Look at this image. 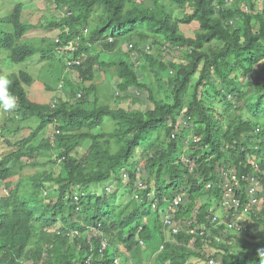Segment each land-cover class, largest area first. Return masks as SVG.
<instances>
[{
	"label": "trees",
	"instance_id": "16d2710c",
	"mask_svg": "<svg viewBox=\"0 0 264 264\" xmlns=\"http://www.w3.org/2000/svg\"><path fill=\"white\" fill-rule=\"evenodd\" d=\"M5 1L0 77L10 81L16 107L5 111L0 100V143L15 146L0 151L8 191L0 194V264H264L257 254L263 194L246 221L221 208L235 182L246 208L250 176L261 177L255 165L264 170V0H48L60 14L48 25L59 31L53 40L28 39L40 25L25 20L22 1L10 11ZM192 24L198 28L187 35L182 26ZM77 39L76 52L64 49ZM37 53L61 55L66 74L77 73L55 107L33 102L27 88L34 78L15 71ZM110 67L119 104L100 105L95 84L85 85ZM143 93L147 109L139 106ZM31 122L36 127L22 137V124ZM44 154L58 173L21 175ZM108 182L104 193L96 190ZM120 190L126 201L118 200ZM178 195L186 201L174 208ZM169 214L177 234L165 226ZM213 217L235 228L213 226Z\"/></svg>",
	"mask_w": 264,
	"mask_h": 264
},
{
	"label": "rangeland",
	"instance_id": "374dc122",
	"mask_svg": "<svg viewBox=\"0 0 264 264\" xmlns=\"http://www.w3.org/2000/svg\"><path fill=\"white\" fill-rule=\"evenodd\" d=\"M17 1L18 0H6L5 6L10 11L16 5ZM20 1H22L26 6L25 13H24L25 20H28L32 24L40 25V28L32 31L27 36V38L30 40H40L44 38H47L49 40L55 39L59 31L48 29V25L60 17L59 12H57L54 5L48 0H20ZM138 1L144 2L145 0H138ZM197 28L198 27L195 24H192L191 26H187V25L182 26V30L187 35H193V33L195 32ZM125 51L128 52L126 47H125ZM172 56H174V54ZM101 57H102L101 58L102 60L108 62L109 61L108 58L112 57V55L110 56V54H103ZM101 70L102 71H100L99 73L98 72L96 73L95 79L92 82L87 83L85 87L89 88L92 84H95L98 90L99 102H100L99 104L100 105L109 104L111 106H114L116 105V103H118L116 101V98L114 97V94H115L114 88L116 87H114V81H113V78L115 77V73H116V67L103 68ZM15 71H26L32 75V77L34 78V82L30 87L27 88V91H28L29 98L33 102H36L39 104H51L52 101L59 96L66 97V93L71 92V89L75 87L76 85L75 83H72L70 80L72 79L75 82L78 79L76 72L70 73L71 76L70 74H66L65 57H62L61 55H58L56 53L52 55L49 54L48 59L46 60L43 59V56L41 53H37L36 55L27 59L26 62L16 65ZM63 77H66L64 89L61 92H59L58 86ZM93 100H94V92L92 93L90 92L89 101L92 102ZM138 100L140 101L139 106L144 109L149 108L151 105L150 101L148 100L147 93H143L141 96V99L139 98ZM134 102H133V106L135 107ZM90 105L91 103L88 104L89 107ZM123 107H125V103ZM3 115H4V112L1 115L2 122H3V117H4ZM107 121L109 122V119H107ZM22 127L26 129L25 131L22 132L23 134L22 137L24 136L26 137L29 134L28 130H30L28 128L29 127L35 128L36 123L31 122V124H26V125L22 124ZM48 132H54V130L48 131ZM20 138H21V135H16L11 141L15 145L18 139ZM146 144L147 142L145 141L143 145H141L136 150L134 157L130 160L128 165L133 164L135 161H137V159L140 158V156L143 154V149H144L143 146H145ZM14 148L15 146L13 145L12 147H10L6 143H3V142L0 143V151L2 152L1 154L9 153L12 150H14ZM79 151L82 157L85 156L88 152L87 144L81 147ZM49 158H50L49 154H44V156L40 159V161L42 162L40 165H38L36 168L35 167L27 168L26 170L22 172L21 175L22 176H32L36 172H50L53 170L56 173H58L60 168L56 167V164L53 161H51ZM223 174L224 173H222L220 177L223 176ZM22 176L15 177L12 182H14V184H17L19 180H21ZM109 185H110L109 182L106 184L98 185L96 186V190L100 193H104L105 188ZM6 188H7L6 183L3 181L2 182L0 181V194L7 192ZM260 188L262 189V194H264V184H262ZM112 195H113V192H112ZM117 197L120 198L118 199L120 202L121 200L123 201L127 200L126 199L127 197L124 194V190H120L117 193ZM225 216H227V213ZM239 220L246 221L245 216H240Z\"/></svg>",
	"mask_w": 264,
	"mask_h": 264
},
{
	"label": "built area",
	"instance_id": "2783aa9c",
	"mask_svg": "<svg viewBox=\"0 0 264 264\" xmlns=\"http://www.w3.org/2000/svg\"><path fill=\"white\" fill-rule=\"evenodd\" d=\"M89 33V30H85L84 31V35H87ZM60 39H57V42H60ZM80 47V39H77L76 41H72L70 42L68 45L64 46V49L70 52H76ZM80 62H78L77 60H68V65L74 66V65H79ZM59 89H62V85H60ZM81 96V95H80ZM58 100H54L53 102V107L56 106ZM255 171L261 176V177H251L250 176V187L247 190V193L249 194L251 201L247 204L246 208L242 209L243 203L240 199V197L237 196L236 193V189H238L240 187V183L239 182H235L234 184H229L227 186V191L224 194V201L222 204V209L224 210V213H227V217H229L231 211H233V216H237V214H239L240 216L246 215L250 212V210L253 207H258L259 205H262L263 203V198L262 200L259 199L258 194L262 193V189L260 188V186L262 185V180L261 178H264V170H261L259 164L255 165ZM223 177H226L228 179V174L224 173ZM125 178H127V175H125ZM213 186L212 184H208L207 185V189H211ZM264 196V194L262 195ZM185 196L184 195H178L177 197L174 198V201L172 202V206L175 207H180L182 205L185 204ZM155 207V206H154ZM174 216L172 214H169L166 218V222H165V226L167 227V230H172L173 234H177L179 232V229L176 227V223L174 222ZM225 223V225H227L229 228H235L234 223H229V221L225 220L222 221L219 217L215 218L213 217V219L211 220V224L213 226H218L219 224ZM188 226H191L190 222L189 224H187ZM238 232H244V230H242V227H239L237 229ZM192 233H194V230H191ZM202 235L205 234V232L201 233ZM221 239V238H218ZM143 244V242H141ZM91 259L88 260L87 263H89ZM114 264H122L121 261L119 259H117ZM210 264H216V261L213 259L210 261Z\"/></svg>",
	"mask_w": 264,
	"mask_h": 264
},
{
	"label": "clouds",
	"instance_id": "9594fccd",
	"mask_svg": "<svg viewBox=\"0 0 264 264\" xmlns=\"http://www.w3.org/2000/svg\"><path fill=\"white\" fill-rule=\"evenodd\" d=\"M10 84V81L5 77H0V100H2L3 109L5 111L12 110L16 107V100L14 96H11L7 92V86ZM57 100V99H54ZM53 100V102H54ZM52 102V106H53ZM7 191V189H6ZM8 192V191H7ZM5 192V193H7ZM257 254L261 259H264V249H258Z\"/></svg>",
	"mask_w": 264,
	"mask_h": 264
}]
</instances>
